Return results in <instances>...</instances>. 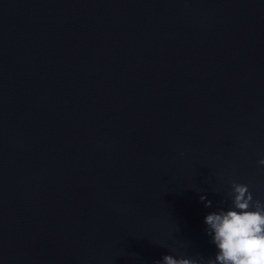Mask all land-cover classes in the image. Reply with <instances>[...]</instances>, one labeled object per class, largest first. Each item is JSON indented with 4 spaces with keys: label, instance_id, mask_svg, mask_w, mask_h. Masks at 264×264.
<instances>
[{
    "label": "water",
    "instance_id": "1",
    "mask_svg": "<svg viewBox=\"0 0 264 264\" xmlns=\"http://www.w3.org/2000/svg\"><path fill=\"white\" fill-rule=\"evenodd\" d=\"M262 158L264 0H0V264H206Z\"/></svg>",
    "mask_w": 264,
    "mask_h": 264
},
{
    "label": "clouds",
    "instance_id": "2",
    "mask_svg": "<svg viewBox=\"0 0 264 264\" xmlns=\"http://www.w3.org/2000/svg\"><path fill=\"white\" fill-rule=\"evenodd\" d=\"M264 166V158L258 161ZM231 207L205 216L206 232L217 252L206 264H264V200L254 199L247 184L230 181ZM200 199L203 201L204 196ZM224 203V201H222ZM211 206V201L205 204ZM156 264H198L181 256L165 255Z\"/></svg>",
    "mask_w": 264,
    "mask_h": 264
}]
</instances>
